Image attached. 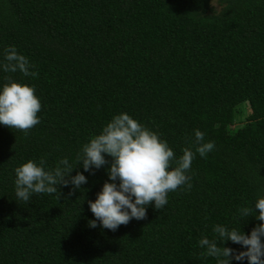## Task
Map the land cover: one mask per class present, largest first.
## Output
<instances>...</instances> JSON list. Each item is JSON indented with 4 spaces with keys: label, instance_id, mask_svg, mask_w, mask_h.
I'll return each instance as SVG.
<instances>
[{
    "label": "trees",
    "instance_id": "trees-1",
    "mask_svg": "<svg viewBox=\"0 0 264 264\" xmlns=\"http://www.w3.org/2000/svg\"><path fill=\"white\" fill-rule=\"evenodd\" d=\"M8 45L37 75L0 71V83L34 85L42 107L28 130L0 124V264H215L198 245L214 224L247 233L260 223L238 209L252 202L258 212L264 189V0H0V59ZM122 111L176 156L195 151L194 128L215 142L195 155L191 188L170 191L163 208L149 203L145 218L115 231L87 224L107 164L84 172L80 189L15 197L16 166L74 162Z\"/></svg>",
    "mask_w": 264,
    "mask_h": 264
},
{
    "label": "clouds",
    "instance_id": "clouds-1",
    "mask_svg": "<svg viewBox=\"0 0 264 264\" xmlns=\"http://www.w3.org/2000/svg\"><path fill=\"white\" fill-rule=\"evenodd\" d=\"M0 71L25 76H36L35 65L17 51L15 45H8L0 59ZM41 98L36 95L35 86L11 76L0 83V124L11 128L28 130L39 123ZM195 151L191 147L182 149L176 156L167 140L138 121L127 112L113 114L102 125L101 130L90 136L81 145L74 162L67 156L60 157L53 167H48L44 157L27 159L14 168V195L23 202L34 194L57 193V185H71L80 189L87 182L84 172H92L107 164V177L95 199L88 200L94 219H88L89 227L107 228L115 231L130 219H143L146 206L151 203L156 209L168 203V193L183 185L191 188L189 169L198 153L205 157L215 147L211 139L205 140V132L193 129ZM106 155L111 157L106 160ZM77 162L84 170L70 173ZM250 205L238 209L240 217L254 216L260 221L245 233L241 225L229 226L216 223L212 226L211 238L203 235L198 240L202 254L212 257L215 264H231V261L247 260L248 264H264V189L254 200V211ZM220 242L219 244L217 242ZM225 241L239 244L240 249L223 246Z\"/></svg>",
    "mask_w": 264,
    "mask_h": 264
},
{
    "label": "rangeland",
    "instance_id": "rangeland-1",
    "mask_svg": "<svg viewBox=\"0 0 264 264\" xmlns=\"http://www.w3.org/2000/svg\"><path fill=\"white\" fill-rule=\"evenodd\" d=\"M213 3L215 4L216 3V0H213Z\"/></svg>",
    "mask_w": 264,
    "mask_h": 264
}]
</instances>
